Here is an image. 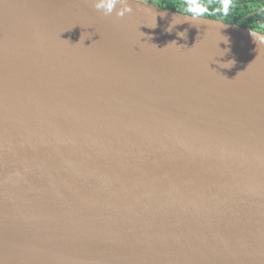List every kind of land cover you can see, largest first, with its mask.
Masks as SVG:
<instances>
[{
    "label": "water",
    "instance_id": "95a60500",
    "mask_svg": "<svg viewBox=\"0 0 264 264\" xmlns=\"http://www.w3.org/2000/svg\"><path fill=\"white\" fill-rule=\"evenodd\" d=\"M131 3L121 18L0 0V232L147 264H264V44Z\"/></svg>",
    "mask_w": 264,
    "mask_h": 264
},
{
    "label": "bare ground",
    "instance_id": "6f19581e",
    "mask_svg": "<svg viewBox=\"0 0 264 264\" xmlns=\"http://www.w3.org/2000/svg\"><path fill=\"white\" fill-rule=\"evenodd\" d=\"M0 250L4 252H32L65 264H147L111 256L82 248L65 247L43 239L0 232Z\"/></svg>",
    "mask_w": 264,
    "mask_h": 264
},
{
    "label": "clouds",
    "instance_id": "9594fccd",
    "mask_svg": "<svg viewBox=\"0 0 264 264\" xmlns=\"http://www.w3.org/2000/svg\"><path fill=\"white\" fill-rule=\"evenodd\" d=\"M89 2L97 11H101L105 16H111L115 13L117 17L122 18L133 11L131 0H89ZM233 8V0H218L215 7H213V0H183L182 3V12L190 16L192 20L213 15L224 20L230 16ZM175 17H173L172 22L167 28L168 32H171L177 24H180L175 21ZM154 27H156V23ZM186 34V30L177 33L181 38H186ZM250 34L258 46L264 44V25L251 29ZM223 41L225 44L229 43L228 38Z\"/></svg>",
    "mask_w": 264,
    "mask_h": 264
},
{
    "label": "trees",
    "instance_id": "16d2710c",
    "mask_svg": "<svg viewBox=\"0 0 264 264\" xmlns=\"http://www.w3.org/2000/svg\"><path fill=\"white\" fill-rule=\"evenodd\" d=\"M217 2L218 0H213V7L217 6ZM238 2L239 0H233L234 8L227 19L221 20L216 15L206 18L224 21L229 24H238L247 29L259 28L261 25H264V7H257L256 4L253 6L247 4L242 6ZM182 3L183 0H159L153 6L183 13ZM258 8H261L263 11L257 13ZM254 11L256 13H253Z\"/></svg>",
    "mask_w": 264,
    "mask_h": 264
},
{
    "label": "flooded vegetation",
    "instance_id": "af4514ba",
    "mask_svg": "<svg viewBox=\"0 0 264 264\" xmlns=\"http://www.w3.org/2000/svg\"><path fill=\"white\" fill-rule=\"evenodd\" d=\"M145 1V3H144ZM159 0H139V2L143 3V4H148V5H154L156 2H158ZM240 5L244 6L245 4L247 5H251L253 6L254 4L257 5V7H264V0H245L243 2V0H239L238 2ZM263 11L261 8L257 9V13ZM253 13H256V11H254Z\"/></svg>",
    "mask_w": 264,
    "mask_h": 264
},
{
    "label": "rangeland",
    "instance_id": "374dc122",
    "mask_svg": "<svg viewBox=\"0 0 264 264\" xmlns=\"http://www.w3.org/2000/svg\"><path fill=\"white\" fill-rule=\"evenodd\" d=\"M136 1H139V0H136ZM144 3H145V1H144Z\"/></svg>",
    "mask_w": 264,
    "mask_h": 264
}]
</instances>
